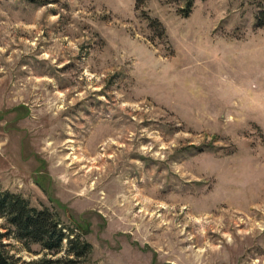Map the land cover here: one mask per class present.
Here are the masks:
<instances>
[{"label":"rangeland","instance_id":"rangeland-1","mask_svg":"<svg viewBox=\"0 0 264 264\" xmlns=\"http://www.w3.org/2000/svg\"><path fill=\"white\" fill-rule=\"evenodd\" d=\"M141 1L0 0V191L91 247L6 251L264 264V0Z\"/></svg>","mask_w":264,"mask_h":264},{"label":"trees","instance_id":"trees-1","mask_svg":"<svg viewBox=\"0 0 264 264\" xmlns=\"http://www.w3.org/2000/svg\"><path fill=\"white\" fill-rule=\"evenodd\" d=\"M32 1V0H31ZM143 4V1L136 0ZM192 2L186 6V16L191 8ZM255 27H264V10L255 15ZM151 26L157 25L156 21H150ZM0 218L5 220L6 225L12 229L13 237L22 244L26 251H30L32 244H38L42 251L56 255L65 240L69 244V251L77 259L82 258L90 252V245L81 241L78 235L73 236V231L64 227L47 209H37L30 206L29 202L21 195L9 191H0ZM6 235L0 234V264H62V259H50L43 257L22 261L13 259L6 251L3 239ZM72 236V238H70ZM72 264V261L68 262Z\"/></svg>","mask_w":264,"mask_h":264}]
</instances>
